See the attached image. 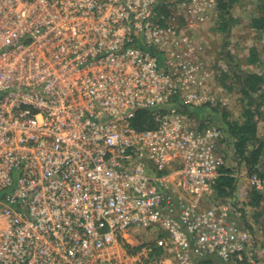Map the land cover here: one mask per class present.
<instances>
[{
    "label": "built area",
    "instance_id": "2783aa9c",
    "mask_svg": "<svg viewBox=\"0 0 264 264\" xmlns=\"http://www.w3.org/2000/svg\"><path fill=\"white\" fill-rule=\"evenodd\" d=\"M222 1L0 0V264H261L247 196L215 199L222 130L183 114L214 104L208 73L151 50Z\"/></svg>",
    "mask_w": 264,
    "mask_h": 264
},
{
    "label": "rangeland",
    "instance_id": "374dc122",
    "mask_svg": "<svg viewBox=\"0 0 264 264\" xmlns=\"http://www.w3.org/2000/svg\"><path fill=\"white\" fill-rule=\"evenodd\" d=\"M258 3L260 0H236L231 10V25L225 32H221L223 24H221L217 11L211 14L205 22L182 17L179 21L182 37L176 39L181 40L179 46L174 45L175 43L171 44L170 50L164 52L167 58L173 52L179 53L181 56L192 57L209 75L204 86L214 100V104L213 107L203 110V115L200 114L201 117L197 114L199 120L196 122L199 127H219L224 132L226 126L225 120L221 118L222 111L226 112L230 122H241L246 101L234 75L245 76L247 73L254 72L264 75V33L258 32L252 27L253 17L259 14ZM166 47L169 46L166 45ZM177 50L179 51L177 52ZM254 54H257L258 62L251 64ZM262 94L264 95V90ZM257 102H260V96ZM257 125L259 138L264 141V104L259 106ZM228 150L226 143L221 144L218 156L223 165L231 166L236 162L229 156ZM240 169L236 168V173L242 176L239 182V198L244 199L250 185L246 179V172ZM207 202L203 203L205 208L212 204ZM250 218L251 223L254 224L252 213H250ZM253 231L255 238L261 243V246H264V237L260 227L254 225ZM156 237V231L140 230L132 232L127 237V241L131 248L146 247L152 245ZM262 250L264 251V249ZM261 253L260 263L264 264V252ZM158 259L165 261V264H177L169 253L163 254ZM151 264L156 263L152 261Z\"/></svg>",
    "mask_w": 264,
    "mask_h": 264
},
{
    "label": "trees",
    "instance_id": "16d2710c",
    "mask_svg": "<svg viewBox=\"0 0 264 264\" xmlns=\"http://www.w3.org/2000/svg\"><path fill=\"white\" fill-rule=\"evenodd\" d=\"M236 0H224L217 8L219 19L223 28L221 32H225L231 25L232 17L231 10ZM259 14L252 19V27L258 32L264 33V0H260L257 4ZM156 48H151L152 52L164 59V53L158 52ZM251 64L258 62L257 54L252 55ZM235 80L239 83L240 91L246 101V105L242 114V121L228 120L226 112L222 111V117L225 121V130L223 132L224 138L220 145L226 143L228 146L229 156L236 162L231 166L223 165L220 168L224 175L219 179L215 186V199L236 201L238 199L239 178L235 177L236 168L243 169L248 177L257 175L262 181V188L250 187L247 192V199L244 203V208H248L252 213L254 224L247 223L252 231L253 226H259L264 237V141L259 138L257 113L259 106L264 104V75L262 73H247L245 76L235 74ZM260 96V104L257 102ZM213 107L212 105H205L193 110L183 107V114L190 119H197L203 115V110ZM217 112V109L215 110ZM201 114V115H200ZM132 126L138 131L154 130L157 128V123L150 111H139L136 113L132 121ZM202 128V126L200 127ZM221 129V128H220ZM222 130V129H221ZM240 169V170H241ZM242 172V171H240ZM264 243V242H263ZM144 246L131 248L127 246L129 255L134 256L139 253ZM163 255L161 250H155L153 257L160 258ZM242 264V263H238Z\"/></svg>",
    "mask_w": 264,
    "mask_h": 264
}]
</instances>
